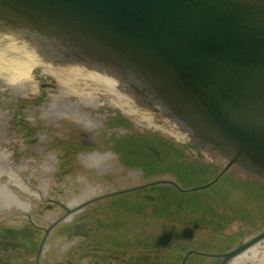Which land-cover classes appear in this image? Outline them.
Segmentation results:
<instances>
[{"label": "flooded vegetation", "instance_id": "af4514ba", "mask_svg": "<svg viewBox=\"0 0 264 264\" xmlns=\"http://www.w3.org/2000/svg\"><path fill=\"white\" fill-rule=\"evenodd\" d=\"M53 70L50 123L0 128V264H264L261 178L129 85Z\"/></svg>", "mask_w": 264, "mask_h": 264}, {"label": "water", "instance_id": "95a60500", "mask_svg": "<svg viewBox=\"0 0 264 264\" xmlns=\"http://www.w3.org/2000/svg\"><path fill=\"white\" fill-rule=\"evenodd\" d=\"M60 64L264 181V0H0V128L51 119Z\"/></svg>", "mask_w": 264, "mask_h": 264}, {"label": "rangeland", "instance_id": "374dc122", "mask_svg": "<svg viewBox=\"0 0 264 264\" xmlns=\"http://www.w3.org/2000/svg\"><path fill=\"white\" fill-rule=\"evenodd\" d=\"M51 119H52V118H51ZM51 119H49L48 121H46V122L42 125V127H44V126L46 127V126H47V123H50V120H51ZM56 122L59 124L60 127L64 126V123H65L64 118H62L61 120H58V119H57Z\"/></svg>", "mask_w": 264, "mask_h": 264}]
</instances>
